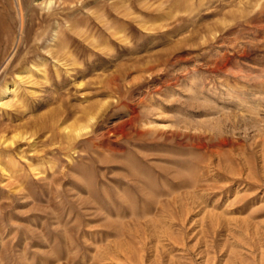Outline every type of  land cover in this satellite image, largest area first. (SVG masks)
<instances>
[{
    "label": "rangeland",
    "instance_id": "374dc122",
    "mask_svg": "<svg viewBox=\"0 0 264 264\" xmlns=\"http://www.w3.org/2000/svg\"><path fill=\"white\" fill-rule=\"evenodd\" d=\"M0 264H264V0H0Z\"/></svg>",
    "mask_w": 264,
    "mask_h": 264
}]
</instances>
